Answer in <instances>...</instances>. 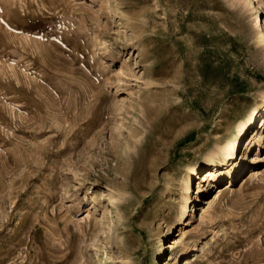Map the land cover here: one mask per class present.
Returning <instances> with one entry per match:
<instances>
[{"label": "rangeland", "instance_id": "374dc122", "mask_svg": "<svg viewBox=\"0 0 264 264\" xmlns=\"http://www.w3.org/2000/svg\"><path fill=\"white\" fill-rule=\"evenodd\" d=\"M263 31L264 0H0V264H264Z\"/></svg>", "mask_w": 264, "mask_h": 264}, {"label": "bare ground", "instance_id": "6f19581e", "mask_svg": "<svg viewBox=\"0 0 264 264\" xmlns=\"http://www.w3.org/2000/svg\"><path fill=\"white\" fill-rule=\"evenodd\" d=\"M259 35H260V37L263 40V35H262L261 32H260ZM250 122H253V118L250 120ZM263 128H264V125H262L261 129H263ZM252 136H253L252 139L247 144L246 150L249 151V148L250 149H253V147H255V146H259L260 148H264V132L263 133H260V132H257L256 130H254L253 133H252ZM227 156H230L231 158H227ZM263 157H264V155L260 156L259 154L256 157H252L251 158V162H250V163H252V165H250V168H254V167L262 164L263 163ZM236 161H237V158L235 157V149L234 150H231V151H228L227 150L226 152H224L223 154H221L217 159L212 160V165L210 167H208L209 170L206 171L202 175L203 176V179L199 183V186H198V189H197V198H196V200H198V197L199 196H202V195L205 196V195H207L204 192L205 184H209V186L211 187V185H213V181H214V183L217 182V180L220 179L221 176L224 174L222 172H223V170L225 168H226V172H225L226 174H229V175L232 174V171L234 169H236V167H239L240 166V164L239 163H236ZM258 172L259 171H257L256 169H253L250 172V177L246 180L245 183H247L250 179L255 178V176L258 174ZM226 179L228 180L229 178L226 177ZM221 195H219V197ZM113 199H115V198L113 197ZM210 199H212V197ZM210 199H208L207 201H209ZM216 200H217V198H216ZM214 202H215V199L212 200V201L210 200V203L209 204L212 205ZM181 234H183V232ZM173 242H174L173 245H170L168 247V249L169 248H172V251L177 250L179 248V246H182L184 248H187V247H185V244H186L185 241H181L180 242L178 240H174ZM174 245H176V246H174ZM188 248L191 249V250L193 249V247H188ZM165 264H171V263L165 262ZM186 264H189L188 261L186 262Z\"/></svg>", "mask_w": 264, "mask_h": 264}]
</instances>
